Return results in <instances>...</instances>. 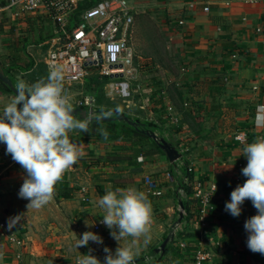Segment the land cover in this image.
<instances>
[{
    "label": "crops",
    "instance_id": "crops-1",
    "mask_svg": "<svg viewBox=\"0 0 264 264\" xmlns=\"http://www.w3.org/2000/svg\"><path fill=\"white\" fill-rule=\"evenodd\" d=\"M130 2L135 15L137 8L155 9L159 14L160 25L166 31L160 42L164 56L170 53V57L180 59L184 77L179 81L173 79L162 92L156 78H152L141 90H134V98L124 103L127 111L118 110L157 126L158 135L172 142L183 157L174 164L167 155L149 153L148 150L154 151L151 140L139 146L132 140L118 138L113 142L95 137L79 139L80 131L71 132V141L77 145L86 143L88 149L82 146L83 157L56 185L69 191L71 197L54 196L49 206L55 212L48 215L45 206L28 209L29 201L19 197L26 173L7 154L6 145L0 143V220L8 221L24 240L23 247L0 240V264H76L80 253L88 254L89 249L104 264V249L115 253L119 244L102 223L103 211L98 200L118 187L145 192L155 212L151 243L144 247L141 242L136 256L145 264H197L199 250L211 253L202 264H264V255L247 247L249 234L244 224L257 214L252 202L243 203L239 217L225 210L231 192L247 179L242 175L247 165L243 147L264 136V3ZM4 14L9 18L0 22V63L5 70L18 71L20 79L25 76L31 82V74L44 63L46 49L42 39L52 35V25L42 17L16 18L9 9L0 11L2 18ZM27 38L41 41L26 46ZM29 58L35 62L30 69ZM169 90L171 94L167 93ZM14 96L13 92L0 90V111ZM169 105L179 114V123L173 121ZM241 134H245V142L236 139ZM113 143L117 146H109ZM187 168L192 169L195 181H203L205 190H210L213 183L217 185L213 193L215 209L209 213L205 226L199 221L195 188L193 194L187 195L181 187ZM150 182H156L161 195L149 193ZM180 199L187 204V210L174 242L167 245L164 253H156L173 232ZM60 205L66 208L65 212L59 209ZM86 221L91 226H86ZM86 231L99 235L103 243L90 241L77 250L75 241ZM17 253H21V260Z\"/></svg>",
    "mask_w": 264,
    "mask_h": 264
},
{
    "label": "clouds",
    "instance_id": "clouds-1",
    "mask_svg": "<svg viewBox=\"0 0 264 264\" xmlns=\"http://www.w3.org/2000/svg\"><path fill=\"white\" fill-rule=\"evenodd\" d=\"M15 96L0 111V143L6 152L25 171L19 197L29 201L28 209H41L55 196L56 185L64 174L83 157V147L72 142L69 133L87 132L91 117L78 119L74 115L71 96L64 88V71L60 65H51L46 78L28 83L18 78ZM102 135L106 130L100 129ZM242 155L247 165L242 175L247 179L230 194L225 210L239 217L241 206L250 200L257 214L245 221L248 232L247 247L253 253L264 255V136L245 144ZM216 191V184H215ZM103 211L102 223L111 230L119 246L113 253L109 248L104 264H135L141 242L147 247L152 240L153 211L147 194L134 187L108 190L99 200ZM16 217L15 220H18ZM86 226H91L86 221ZM77 237V236H76ZM102 244V238L86 231L77 238L74 247L89 242ZM124 241L126 243L122 244ZM81 254L76 264H101L91 254Z\"/></svg>",
    "mask_w": 264,
    "mask_h": 264
},
{
    "label": "built area",
    "instance_id": "built-area-1",
    "mask_svg": "<svg viewBox=\"0 0 264 264\" xmlns=\"http://www.w3.org/2000/svg\"><path fill=\"white\" fill-rule=\"evenodd\" d=\"M2 1V0H1ZM250 3H264V0H246ZM1 10L9 9L16 18L27 20L42 17L52 25V36L46 40L44 63L49 72L51 65H60L64 71V88L71 96L74 109L85 108L98 112L99 104L91 93L71 94L70 84L83 83L92 74L107 78L104 84L105 95L114 101L124 103L134 98V90H141L144 83L139 78V65L136 64L137 48L135 44V13L130 0H5ZM208 10V8H206ZM17 78H21L18 74ZM188 104L186 103L185 106ZM168 111L175 123L180 116L173 105ZM259 117V116H258ZM246 141L245 134L236 137ZM192 172V169H189ZM188 178L184 181L187 183ZM217 189V185H216ZM215 183L210 190L204 189L203 181L195 183V197L199 209V221L207 224L209 213L215 209L213 193ZM149 193L161 195L156 182H150ZM153 211V220L156 215ZM153 222V223H154ZM97 229L100 226H96ZM175 228V232L179 230ZM0 240L17 247L24 246L13 226L6 220H0ZM211 253L199 250L197 264H202ZM17 258L22 259L21 253Z\"/></svg>",
    "mask_w": 264,
    "mask_h": 264
},
{
    "label": "rangeland",
    "instance_id": "rangeland-1",
    "mask_svg": "<svg viewBox=\"0 0 264 264\" xmlns=\"http://www.w3.org/2000/svg\"><path fill=\"white\" fill-rule=\"evenodd\" d=\"M137 10L139 9L137 8ZM137 10H136L137 13L135 15V25H136L135 44L137 47L136 64L139 65L138 67L139 78L142 80L144 85L146 81H149L152 78H156V84L160 86L159 90L162 92L163 90H165V88H167V86L168 87L171 86L173 79L176 78L177 81L183 79L184 75L181 73L183 64L178 57L174 55H171L170 57L169 55L170 53L167 55L168 57L164 56L165 49L160 42H162L163 36L164 37L166 36L164 34L166 31H164L160 25L161 22H160L159 14L155 12L156 10L155 9H150V10L147 9L146 11H137ZM5 18H9V17H6V15L4 14V17L2 18V15H0V22L3 21ZM165 48L168 50L167 47ZM41 68L43 70L41 75L39 74L38 77H36L35 74L30 76V78L32 79L31 82L27 81L25 79V76H23L22 79L28 83H34L39 80L38 78L40 79L46 78L47 73L45 72L46 70H44L45 69L44 63H42ZM93 76L96 77L97 75H89L84 80L83 83L70 84L68 86L70 93L77 94L79 92H82L86 94L93 92L96 93L97 96L96 100H98L97 103L100 102L99 100H101V103L99 104L100 106H110L111 108L126 110L125 104L121 99L110 101L109 99L103 97L102 91H103L104 81L103 79L100 80L98 79V81H95ZM14 81L17 83L16 78L14 79ZM173 82L174 84H176L175 83L176 81ZM167 93L171 94L170 90L167 91ZM181 101L183 102V98L181 99ZM130 140H133L134 142L135 139L133 137V139ZM80 145L83 146L85 150L88 149V147H86L87 146L86 143ZM109 146L115 147L117 146V143L109 144ZM45 207H46V214L49 215L55 212V209L51 208L49 204L45 205ZM59 209L64 212L66 211V208H64L61 205L59 206ZM32 225L34 226V224Z\"/></svg>",
    "mask_w": 264,
    "mask_h": 264
},
{
    "label": "trees",
    "instance_id": "trees-1",
    "mask_svg": "<svg viewBox=\"0 0 264 264\" xmlns=\"http://www.w3.org/2000/svg\"><path fill=\"white\" fill-rule=\"evenodd\" d=\"M6 2L4 0H0V6L2 5H5ZM31 25V29H33V23L30 24ZM52 35H50L49 37H46V38H43L42 40L46 42V40H48ZM46 39V40H45ZM41 40H34V39H26L25 40V45L27 46L28 44H35V43H39ZM44 42V43H45ZM45 46V49H47V46ZM29 61H30V58H29ZM35 65V62L34 61H30L29 62V69L32 68L33 66ZM45 65V63H44ZM40 69L38 71H35L33 74L36 75V77L39 76V74L41 75V73L43 72L41 66L39 65ZM45 70H46V73L48 75V72H47V68H46V65H45ZM10 71V73H9ZM6 74H8L13 80L17 78V75L19 74L18 71H15V70H11L10 69H6L5 70ZM31 74V76L33 75ZM92 75H97L96 77L93 76L94 80L95 81H98V79H103L104 81V84L106 83L107 81V78L106 77H103L99 74H92ZM97 78V79H96ZM40 80V78H38ZM14 83H16L14 81ZM0 90L1 91H11L10 87L5 84L4 82H2L0 80ZM103 97H105L106 99H108L105 95V89H104V85H103ZM91 94H93L96 99H97V96H96V93H93V92H90ZM110 100V99H109ZM98 101V100H97ZM100 102H98V104L101 103V100H99ZM112 101V100H110ZM99 109L98 111L101 113L100 115H105V113H112L113 110H118L116 108H111L110 106H100L99 105ZM120 111V110H119ZM122 112V111H120ZM126 114V113H125ZM129 116V118L131 120H134L135 122L139 123V125H132L130 124L128 121H126L125 119L123 120H119V119H115L113 121H101V120H98V119H94L90 122L89 124V130L85 133V132H81L79 134V139L82 138V139H91L93 137L95 138H100V139H103L105 141H115L117 138L120 139V140H130V139H133L134 137V143H138L139 146H144L145 145V141L146 140H151L152 141V144H153V147H154V151L152 150H148L149 153H157V152H160L164 155L165 152L159 147V145L157 144V142L155 140H153L145 131H157L159 130V128L155 125H153L152 123L150 122H144L142 121L141 119L139 118H133L131 115L129 114H126ZM80 119V118H78ZM100 129H104L106 130V133L107 135H102L101 134V131ZM157 133V132H156ZM133 141V140H132ZM184 165H185V162L183 161ZM184 175L187 176L188 178V181L187 183L185 182H181V187L185 189V192L187 193V195H191L194 193V189L195 188V183L196 181L194 180L192 174L189 172V168L186 169V172L184 173ZM55 197L57 199H64V198H67V197H71V193L69 191H67L66 189L62 190L61 188H58L56 186V191H55ZM184 205H185V210H187V204L185 203L184 201ZM135 264H145L142 260L140 259H135Z\"/></svg>",
    "mask_w": 264,
    "mask_h": 264
},
{
    "label": "water",
    "instance_id": "water-1",
    "mask_svg": "<svg viewBox=\"0 0 264 264\" xmlns=\"http://www.w3.org/2000/svg\"><path fill=\"white\" fill-rule=\"evenodd\" d=\"M0 80L7 84L11 91L16 94L15 92V85L14 80L5 72L4 67L0 63ZM101 113L95 112L93 110H87L85 108H78L74 109V115L77 118L83 119L86 115L91 117V121L94 119H98L101 121H113L115 119L123 120L125 119L132 125H139V123L135 122L134 120H131L128 115H126L124 112H120L119 110H113L112 115H100ZM153 140L157 142L159 147L165 152L168 159L176 164V162L183 157L182 152L169 140H167L165 137L159 136L158 133L155 131H145ZM179 206H180V212H179V218L177 220V223L174 226L173 232L164 240L162 245L156 249V253H164L167 249V245L170 242H174V236H175V228L179 226V224L182 223L184 218V212H185V205L183 199L179 200Z\"/></svg>",
    "mask_w": 264,
    "mask_h": 264
}]
</instances>
